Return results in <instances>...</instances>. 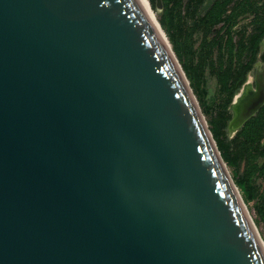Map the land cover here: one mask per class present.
Returning a JSON list of instances; mask_svg holds the SVG:
<instances>
[{"label": "water", "instance_id": "obj_1", "mask_svg": "<svg viewBox=\"0 0 264 264\" xmlns=\"http://www.w3.org/2000/svg\"><path fill=\"white\" fill-rule=\"evenodd\" d=\"M262 247L143 0H0V264H264Z\"/></svg>", "mask_w": 264, "mask_h": 264}, {"label": "rangeland", "instance_id": "obj_2", "mask_svg": "<svg viewBox=\"0 0 264 264\" xmlns=\"http://www.w3.org/2000/svg\"><path fill=\"white\" fill-rule=\"evenodd\" d=\"M160 1L161 5L156 6V0H146L173 52V45L170 42L172 34L177 40L182 56L178 57L175 52L174 55L186 76L208 128L210 129L211 120H214L217 126H222L226 122L225 132L229 139H233V152L238 154L243 144L236 136L239 135L238 131L244 124L237 127L233 122L231 123L235 116L233 107L237 103L236 98L245 93L243 90L246 86L249 85L252 90H256L252 82L254 64L264 61V38L259 45L256 60L231 99L228 98L229 93L223 92L220 88L218 69L230 67L238 70L249 60L251 37L259 26H264V0H203L202 2L180 0L178 6L173 0ZM209 3L221 5L219 21L214 24H208L203 19L204 8ZM183 63L198 72L203 80L202 88L192 87L191 80L182 67ZM259 69L262 70V67H258ZM234 98L235 103H233ZM202 100L206 105H212L213 111L207 113L201 104ZM261 142H264V139ZM244 153L243 158L239 160L238 168L234 169L225 162L226 168L235 185L236 180L244 179L253 187L255 198L247 203L240 189L237 188L249 212L248 216H251L250 219L252 218L251 221L253 220L252 223L264 244V168L262 167L264 159L254 153V150H246Z\"/></svg>", "mask_w": 264, "mask_h": 264}, {"label": "trees", "instance_id": "obj_3", "mask_svg": "<svg viewBox=\"0 0 264 264\" xmlns=\"http://www.w3.org/2000/svg\"><path fill=\"white\" fill-rule=\"evenodd\" d=\"M203 0H200L202 2ZM175 5L178 6L180 0H173ZM202 4V3H201ZM221 5L220 4H208L204 8V17L208 24H214L219 21V16L221 15ZM264 38V26H259L258 30L253 33L250 41L249 47V60L241 65L240 69L235 70L230 67L227 69H218V78L220 82V88L223 92L229 93L228 98L231 99L235 95L238 87L243 82L246 73L251 69L254 61L256 60L259 45ZM170 42L173 45V50L177 56H182L180 52V47L177 44L175 36L172 34L170 37ZM206 56H204L205 58ZM230 61V59H229ZM232 64V61L230 62ZM182 67L191 80L192 87L202 88L203 80L199 77L198 72L195 69H190L185 63L182 64ZM192 71V72H191ZM201 93L203 90L201 89ZM230 101V100H229ZM202 106L204 110L208 113L213 111L212 105H206L202 100ZM232 120V117L230 121ZM210 131L212 132L213 138L216 141L218 149L222 155L224 161L228 166L238 168L240 158L245 155L246 150H254V153L259 155L264 159V142H261L264 139V105L257 112L255 116L247 120L242 128L238 131L239 135L236 136L238 139H241L240 151L238 154L233 152V139H229L226 134V122L222 126L215 125V121L211 120ZM264 168V163L263 166ZM237 187L240 189L245 203L253 200L255 198V191L253 187L249 184L247 180L238 179L235 181ZM249 213V212H248ZM250 215V214H249ZM251 217V216H250ZM252 219V218H251ZM253 221V220H252ZM256 228V227H255ZM259 234V232H258Z\"/></svg>", "mask_w": 264, "mask_h": 264}, {"label": "bare ground", "instance_id": "obj_4", "mask_svg": "<svg viewBox=\"0 0 264 264\" xmlns=\"http://www.w3.org/2000/svg\"><path fill=\"white\" fill-rule=\"evenodd\" d=\"M144 1V3H145V6H146V8H147V10H148V12H149V14H150V16H151V18H152V20H153V22H154V25H155V27H156V29H157V32H158V34H159V36H160V38H161V40H162V42H163V44H164V46L167 48V50L171 53V55H172V57L174 58V60L176 61V63L179 65V63H178V61H177V59H176V57H175V55H174V52L172 51V50H170V48H169V45H168V43H167V41H166V38H165V36H164V34H163V32L161 31V29H160V26H159V24L157 23V21H156V19H155V17H154V14L152 13V11L150 10V8H149V6H148V3L146 2V0H143ZM180 66V65H179ZM181 68V67H180ZM260 70V69H259ZM258 70V71H259ZM260 72V71H259ZM260 76V74H259V76H258V78H257V74H256V86H257V88H256V90H252L251 88H248V90H246V91H244L245 92V94L244 93H242L241 95H239L236 99H237V103H236V105H235V107H233V112H234V114H235V116H234V121L232 120L231 121V123L233 122V124L235 125V126H237V127H241L242 125H241V123L243 122V120L245 119V112L247 111V109H246V107L249 105V104H251V102L253 101V100H255L256 98H258V96H259V93L262 91V90H264V76L263 77H261ZM187 80V79H186ZM244 94V95H243ZM231 125V124H230ZM250 218V217H249ZM251 220V219H250ZM254 225V224H253ZM254 228H255V226H254ZM255 231H256V233L258 234V232H257V230H256V228H255ZM258 236H259V234H258ZM259 238H260V236H259ZM261 239V238H260ZM263 248V250H264V247H262Z\"/></svg>", "mask_w": 264, "mask_h": 264}, {"label": "flooded vegetation", "instance_id": "obj_5", "mask_svg": "<svg viewBox=\"0 0 264 264\" xmlns=\"http://www.w3.org/2000/svg\"><path fill=\"white\" fill-rule=\"evenodd\" d=\"M254 67H255V71H254V80L252 79V82L254 83L253 84V88L255 87V89H256V79L258 78V76H259V74H260V76L261 77H263L264 76V61L261 63V62H256L255 64H254ZM258 67H262V70H259L258 71ZM257 71H258V73H257ZM256 74H257V78H256ZM260 77V78H261ZM248 87H250L249 85L248 86H246L245 88H244V90L243 91H246V90H248L247 88ZM251 88V87H250ZM242 91V92H243ZM245 94V93H244ZM243 94V95H244Z\"/></svg>", "mask_w": 264, "mask_h": 264}]
</instances>
